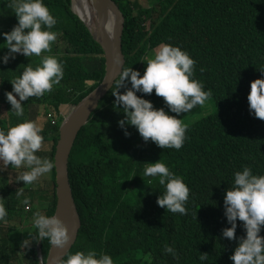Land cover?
<instances>
[{
    "label": "trees",
    "instance_id": "trees-1",
    "mask_svg": "<svg viewBox=\"0 0 264 264\" xmlns=\"http://www.w3.org/2000/svg\"><path fill=\"white\" fill-rule=\"evenodd\" d=\"M114 1L124 16L123 70L133 67L143 75L146 57L161 44L179 46L196 61L195 78L204 83L206 91L211 90L209 99L214 108H208V99L203 106L181 115L179 118L188 125L183 147L162 149L154 142H145L135 127L127 126L131 135L126 136L119 126L124 113L114 108L112 95L119 74L71 148L68 175L81 225L67 253L95 250L111 255L115 264H234L230 256L246 232L238 220L237 240L223 237V229L231 227L225 216L224 197L234 173L244 166L251 167L253 174L264 175V120L250 114L248 101L251 83L264 78V0ZM44 3L57 19L52 29L57 39L51 52L42 55L59 58L64 78L51 92L24 101L23 117L13 112L7 118L0 114V128L6 131L27 117L32 120L38 113L36 105L44 104L47 123L41 126L44 143L37 155L43 157L46 151L47 158L54 162L59 127L68 113L62 109L69 105L72 110L102 81L105 57L101 45L72 9V0ZM8 4L9 0H0V57L9 51L3 33L18 24ZM40 59L16 54L8 64L0 62V110L4 105L11 111L5 95L13 89L10 81L20 76L27 64L35 67ZM137 95L167 110L163 97L155 90L151 95ZM158 160L183 177L190 188L186 215L167 212L157 204L164 187L156 178L143 174L146 163ZM22 169L14 167L20 174ZM51 181V188L40 185L21 192L30 202L38 196V203L44 205V212L36 204L27 211L10 190L13 187L7 176H0L10 192L6 196L7 222L0 223L1 229L6 228L0 234V264H39L37 229L30 221L37 211L54 214L55 166ZM16 218L30 231L25 237L32 238L30 248H20L22 240L15 229L22 226L12 223ZM260 235L264 236V229ZM50 244L48 239L40 240L43 260ZM165 244L174 246L178 260L163 252ZM203 253H207L205 261L199 259Z\"/></svg>",
    "mask_w": 264,
    "mask_h": 264
},
{
    "label": "clouds",
    "instance_id": "clouds-1",
    "mask_svg": "<svg viewBox=\"0 0 264 264\" xmlns=\"http://www.w3.org/2000/svg\"><path fill=\"white\" fill-rule=\"evenodd\" d=\"M7 6L14 11L18 24L10 32L3 33L5 48L9 51L0 57V62L8 64L10 59H16V54L29 58L41 57L35 67L32 63L27 64L20 76L10 81L12 91L5 93L7 102L12 106L10 112L23 117V102L31 97H42L59 85L64 78V65L55 55H42L51 52V45L57 39V32L52 31L57 19L44 0H9ZM195 65L196 61L181 47L161 44L151 58L147 59L143 75L133 67L122 70L117 90L112 95L115 96L114 108L124 113V118L118 124L126 136L131 135L127 126H133L145 142H154L162 149L179 150L183 147L188 125L179 117L198 105L203 106L212 95L211 90L206 91L204 83L195 78ZM129 83L131 87H128ZM121 88L126 91L121 93ZM153 90L157 96L163 97L167 110L163 107L158 109L153 102L137 95H151ZM248 101L250 114L264 120V78L251 83ZM42 132V127L36 121L27 119L6 131L0 128V170L9 165L17 168L25 166L29 170L20 175L18 181H23L26 185L33 184L50 173L54 162L37 155L44 143ZM143 175L156 178L159 185L164 187L157 199L160 207L174 214H187L186 205L191 190L183 177L172 172L160 160L146 163ZM224 207L231 227L223 229V237L237 240L238 220L243 222L246 232L245 236L239 238L238 246L230 259L234 264H264V236L260 235L264 229V175L253 174L249 166L236 171L224 197ZM7 216L4 198L0 197V223H6ZM33 223L39 240L48 239L59 249H64L69 244V229L57 215L48 216L37 211L33 214ZM32 242L30 239L21 241V248H30ZM163 252L179 259L174 246L165 244ZM199 259L207 260V253L201 254ZM62 264L115 262L109 254L89 250L67 253Z\"/></svg>",
    "mask_w": 264,
    "mask_h": 264
},
{
    "label": "water",
    "instance_id": "water-1",
    "mask_svg": "<svg viewBox=\"0 0 264 264\" xmlns=\"http://www.w3.org/2000/svg\"><path fill=\"white\" fill-rule=\"evenodd\" d=\"M86 1L89 10L92 13V26H89L82 17L81 19L89 29L93 38L103 49L105 57V73L102 81L82 100H80L61 121L59 138L54 153L57 199L53 215H57L58 218H60L68 227L71 240L64 249H59L50 244L49 252L45 260H43L39 246L37 249L39 264H60L63 257L67 254L76 240L81 220L69 182V155L79 130L97 108L99 100L110 90L116 78L122 72L125 62L121 42L124 22L122 11L114 0ZM74 12L76 11L74 10ZM77 14L79 15V13Z\"/></svg>",
    "mask_w": 264,
    "mask_h": 264
},
{
    "label": "rangeland",
    "instance_id": "rangeland-1",
    "mask_svg": "<svg viewBox=\"0 0 264 264\" xmlns=\"http://www.w3.org/2000/svg\"><path fill=\"white\" fill-rule=\"evenodd\" d=\"M72 7H73V3H72ZM153 54V53H152ZM151 56L152 55H150V56H147L146 57V59H148V58H151ZM210 101H209V103L210 104H208V108H214V104H212L211 102H213L211 99H209ZM37 106V109H38V113L36 114V116L32 119L33 121H36L37 122V124L41 127L42 125L45 127L46 126V123H47V119L45 118V114H44V111H45V108H44V104H40V105H36ZM71 107L69 106V105H65L64 107H63V109H62V111L64 112H70L71 110ZM10 107H8V106H4V105H1V110H0V114H1V116L3 117V118H7L8 117V114L10 113ZM50 111H52L53 109H49ZM67 113V114H68ZM64 114V113H63ZM189 116H187L186 118H188ZM27 119L28 120H31L30 119V117H27ZM43 157H46V156H44V154H43ZM47 158V157H46ZM24 172H22L21 174H20V172H16V170H14V167H13V169H9V168H3L2 170H0V176L1 175H5V176H7V178H8V184L9 185H11L12 184V186H13V188L12 189H10V190H13V193H21L23 190H25L24 188H19V187H22L23 185H26L25 184V182H23V181H19V184L21 185H18L17 183H15L14 182V178L13 177H16V176H18L19 177V175H22ZM43 178H39V180L38 181H36L35 183H33V184H30L31 186H33L34 188H39L40 187V185L43 187V188H51V185H52V181H51V179H50V177H49V174H45L44 176H42ZM42 180H44L45 182H42ZM7 194L9 195L10 194V192H9V190L7 189V185H5L4 183H1L0 182V197H3L4 198V204H5V206H6V200H7ZM18 195V194H17ZM19 200H21L22 201V203H21V206H23V204H24V210H29V209H33V205L34 204H32V203H29V202H27V203H25V200H26V198L24 197H22L21 195H18V197H17ZM35 201H40V198H38V196H36V198H34V201L33 202H35ZM45 204H47V203H45ZM31 207V208H30ZM38 210H40V211H42V212H44V205H43V203H38V204H36V206H35ZM18 210H20L19 209V207H18ZM33 219V218H32ZM31 219V221L30 222H32L33 220ZM12 223H15V224H18V225H20V226H22V227H18L17 229H15V232L16 233H18V235L20 236V239L21 240H24L25 239V237L26 236H29L30 235V231H29V229L27 228V227H24L23 225V223H22V221H20V219L19 218H16L14 221H12ZM10 224H11V221H10ZM6 229V228H5ZM5 229H1L0 228V234H2V232H3V230H5ZM30 240H32V238L30 239ZM39 239H38V241H37V249L39 248ZM21 248V247H20ZM40 249H41V247H40ZM19 251H22L21 249L19 250ZM41 254H42V249H41ZM37 256H38V250H37ZM43 256V255H42Z\"/></svg>",
    "mask_w": 264,
    "mask_h": 264
},
{
    "label": "bare ground",
    "instance_id": "bare-ground-1",
    "mask_svg": "<svg viewBox=\"0 0 264 264\" xmlns=\"http://www.w3.org/2000/svg\"><path fill=\"white\" fill-rule=\"evenodd\" d=\"M73 9L79 13L80 17H82L89 26H92V13L88 8L86 0H73Z\"/></svg>",
    "mask_w": 264,
    "mask_h": 264
},
{
    "label": "crops",
    "instance_id": "crops-1",
    "mask_svg": "<svg viewBox=\"0 0 264 264\" xmlns=\"http://www.w3.org/2000/svg\"><path fill=\"white\" fill-rule=\"evenodd\" d=\"M44 156H46L47 157V152L45 151L44 152ZM21 167H23L24 169H22V172H25V171H27V170H29V169H27L25 166H21ZM16 172H18V170H16ZM49 174V177H50V179H51V175H52V171L50 172V173H48ZM47 175V174H46ZM16 178L18 179V176H16ZM41 178H43V177H40V179ZM14 182L15 183H17L18 185H20L19 184V181H15L14 180ZM21 186V185H20ZM13 187V186H12ZM19 188H24V189H35L33 186H31V185H23L22 187H19ZM14 189V188H13ZM26 201L27 202H29V203H32V204H37L38 203V201H35V202H33L34 201V198H33V200H32V202H30L29 200H27L26 199ZM31 223H33V221L31 222ZM34 224V223H33ZM25 240V239H24ZM24 240H22V241H24Z\"/></svg>",
    "mask_w": 264,
    "mask_h": 264
}]
</instances>
